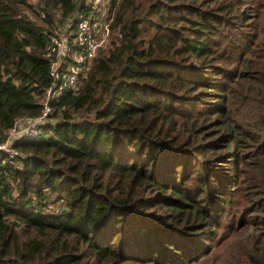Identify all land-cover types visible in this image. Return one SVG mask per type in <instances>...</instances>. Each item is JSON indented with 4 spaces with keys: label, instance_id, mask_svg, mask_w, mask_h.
I'll return each mask as SVG.
<instances>
[{
    "label": "trees",
    "instance_id": "1",
    "mask_svg": "<svg viewBox=\"0 0 264 264\" xmlns=\"http://www.w3.org/2000/svg\"><path fill=\"white\" fill-rule=\"evenodd\" d=\"M89 11L0 0V140L40 112L50 36ZM263 14L117 0L110 42L40 137L0 153V264H206L232 201L245 234L224 263L264 264Z\"/></svg>",
    "mask_w": 264,
    "mask_h": 264
},
{
    "label": "built area",
    "instance_id": "2",
    "mask_svg": "<svg viewBox=\"0 0 264 264\" xmlns=\"http://www.w3.org/2000/svg\"><path fill=\"white\" fill-rule=\"evenodd\" d=\"M116 1L113 4V0H84L90 8L87 15L77 14L73 29L65 24L50 36L45 56L51 81L42 92L40 112L32 118L15 120L0 140L1 154L14 158L18 154L14 147L17 140L40 137L42 127L50 120L52 100L73 87L85 75L94 56L110 42Z\"/></svg>",
    "mask_w": 264,
    "mask_h": 264
},
{
    "label": "rangeland",
    "instance_id": "3",
    "mask_svg": "<svg viewBox=\"0 0 264 264\" xmlns=\"http://www.w3.org/2000/svg\"><path fill=\"white\" fill-rule=\"evenodd\" d=\"M89 15V14H88ZM259 25H264V14L263 19H259ZM264 31V28L262 29ZM238 206L234 201L230 203V210L228 215L223 221H221L220 227L213 229L216 234L212 238V242L209 247V258L206 264H225L227 256L233 251L238 241L242 239L245 232L237 231L236 219ZM207 243L206 241H203ZM203 259V258H201Z\"/></svg>",
    "mask_w": 264,
    "mask_h": 264
}]
</instances>
